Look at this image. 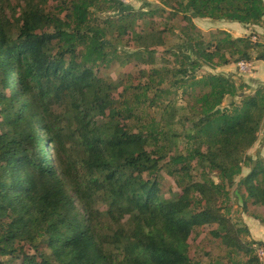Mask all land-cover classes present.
Wrapping results in <instances>:
<instances>
[{
    "label": "trees",
    "instance_id": "1",
    "mask_svg": "<svg viewBox=\"0 0 264 264\" xmlns=\"http://www.w3.org/2000/svg\"><path fill=\"white\" fill-rule=\"evenodd\" d=\"M50 1L0 0V264H222L193 256L192 241L204 233L227 248L233 264H264L263 246L245 241L248 230L231 217L236 196L264 223L249 211L264 206V159L248 155L264 124V83L246 93L233 75H195L205 64L252 62L264 37L257 44L252 33L235 38L217 30L206 42L193 22L264 29V0H154L188 21L185 40L196 58L175 53L177 70L152 67L147 81L121 90L99 77L112 54L101 39L121 21L125 35L136 16L98 15L119 11V0H54L47 9ZM171 37L180 35L172 28L141 35L142 50L132 56ZM178 87L188 98L183 107L174 102ZM66 104L74 118L65 124L54 107ZM180 108L185 154L176 152L180 132L170 126ZM245 166L250 172L236 186ZM162 169L180 193L166 197Z\"/></svg>",
    "mask_w": 264,
    "mask_h": 264
},
{
    "label": "rangeland",
    "instance_id": "2",
    "mask_svg": "<svg viewBox=\"0 0 264 264\" xmlns=\"http://www.w3.org/2000/svg\"><path fill=\"white\" fill-rule=\"evenodd\" d=\"M123 1V0H121ZM122 8L117 12H103L101 13L98 10V15L102 17H119L121 14L126 12H132L136 16V22L134 28H128V32L121 36L119 35V26L124 23L121 21L116 25L109 27L108 35L101 40L110 46L108 50L111 54V61L105 62L100 65L99 68V77L104 78L109 82H113L119 85V90L126 82L133 81L137 83L139 81H147L148 78L144 75V72L147 73L152 67H163L165 69H170V71H175L179 68V58L175 53H179L182 58H187L188 60L195 59V55L190 49V46L186 43V34L191 33L190 26L188 21L183 18L182 14H174L172 8L163 7V4L154 1V0H125L123 1ZM12 5L15 6L16 2L12 1ZM56 5L54 0L49 2L47 9H52ZM157 8H164V10H158ZM16 17L18 16L19 9L16 6ZM156 9L153 13L149 11ZM58 9H56L57 11ZM148 12V13H147ZM10 14V13H9ZM151 14V15H150ZM99 22V21H98ZM100 25L104 27V23L100 22ZM164 28H172L176 33L180 35L178 37H171L167 39V44L165 46H149L146 54L143 57L132 56L136 51L142 50L138 48L137 40L141 35H145L150 32L160 31ZM186 33V34H185ZM217 31H210L204 33L205 41H211L217 35ZM252 33V34H251ZM255 35L257 44L263 42L264 29L262 26H259L257 31L247 32L246 35ZM264 53V45L257 47L253 51V66L254 69L251 73L243 74L239 71L236 66L235 72L232 73L234 81L237 84H245L248 88L245 90L246 93H253L257 89L260 83H264V80L257 81L258 77L264 79V63H260L259 60L255 59L258 55ZM259 65H262L260 68ZM226 74L222 70H218L217 67H212L209 64H205L203 67L198 69L195 72V75L201 76L204 74ZM192 75V74H189ZM257 77V78H254ZM260 82V83H258ZM15 88V86H14ZM175 90L172 92L174 93ZM178 95L174 97V102L178 107H183L186 104L188 98L182 97L181 93L183 87H178ZM230 102V99L225 100L227 105ZM71 105H62L54 107V112L61 118L63 123H68L73 121L74 112ZM186 111L183 109H178L174 111L176 116L174 123L170 124L172 130L180 132V136L177 139L175 150L182 151L185 154L187 149V141L183 137L185 127L182 123H177V121H184L182 117ZM157 118H160L162 115L161 111L156 112ZM159 120V119H158ZM100 123L101 120H98ZM75 124V123H74ZM74 124L72 126H74ZM70 143L67 145L70 147ZM51 156L55 154V151L49 152ZM248 155L253 160L264 159V124L259 133V137L255 145L248 151ZM250 172V168L244 167L242 174L236 177V186L243 181V179ZM198 174V171H193V175ZM159 183H161L162 191L165 193L166 197L173 196L174 194L180 193L181 189L178 187L176 179L168 174L166 169H162L158 177ZM236 186L232 189L234 192ZM70 194L74 197L72 190H69ZM76 200V199H75ZM233 207L231 211V217L233 223L237 228L247 229L248 232L242 233V238L245 241H255L258 245L256 249L260 246L264 247V223L254 217L250 216L243 211L241 201H238V197L233 196ZM76 204L80 211L83 212L82 206L76 200ZM107 203L98 202L97 208L101 211H106ZM249 211L254 213L259 217L264 216V206H251ZM129 221V217L124 220H121V223L124 225ZM255 246H253L255 248ZM227 248L220 242H213L211 238L206 234H202L196 242L192 241V254L196 260L202 262L214 261L220 259L222 264H233L232 261L227 256ZM235 259H239L237 256H233ZM264 263V262H263Z\"/></svg>",
    "mask_w": 264,
    "mask_h": 264
},
{
    "label": "crops",
    "instance_id": "3",
    "mask_svg": "<svg viewBox=\"0 0 264 264\" xmlns=\"http://www.w3.org/2000/svg\"><path fill=\"white\" fill-rule=\"evenodd\" d=\"M193 22L195 25L202 30L204 33L210 32V31H217V30H224L229 32L233 37H243L247 32L251 31H257L259 26H245L242 24H239L237 22H226V21H212L208 18H195L193 19ZM260 63H264V60H259ZM237 64H228L222 67H217L218 70H222L224 73L232 75L233 72H235ZM262 65L258 64V67L260 68ZM222 74V73H221ZM257 78V77H254ZM264 79L259 78L257 81H262ZM260 83V82H258Z\"/></svg>",
    "mask_w": 264,
    "mask_h": 264
},
{
    "label": "built area",
    "instance_id": "4",
    "mask_svg": "<svg viewBox=\"0 0 264 264\" xmlns=\"http://www.w3.org/2000/svg\"><path fill=\"white\" fill-rule=\"evenodd\" d=\"M121 1V0H119ZM125 1V0H123ZM121 1V2H123ZM257 38L256 37H253V41H256ZM237 67L239 69V71L243 74H246V73H251L254 69V66H253V63L252 62H248V61H241L237 64ZM260 259L262 261H264V247H261V248H258V251H257Z\"/></svg>",
    "mask_w": 264,
    "mask_h": 264
}]
</instances>
